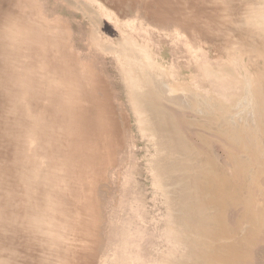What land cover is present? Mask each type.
Wrapping results in <instances>:
<instances>
[{
	"label": "bare ground",
	"instance_id": "1",
	"mask_svg": "<svg viewBox=\"0 0 264 264\" xmlns=\"http://www.w3.org/2000/svg\"><path fill=\"white\" fill-rule=\"evenodd\" d=\"M263 232L264 0H0V264H242Z\"/></svg>",
	"mask_w": 264,
	"mask_h": 264
},
{
	"label": "rangeland",
	"instance_id": "2",
	"mask_svg": "<svg viewBox=\"0 0 264 264\" xmlns=\"http://www.w3.org/2000/svg\"><path fill=\"white\" fill-rule=\"evenodd\" d=\"M165 46H166L165 47L166 61H167L168 64H171V61H172L171 60L172 59V57H171L172 49L167 44ZM179 61H180L179 67H184L185 66L184 65V59H180ZM187 73L186 72L183 73L184 76H187ZM244 99H246V102H245ZM243 100H244V102H243ZM241 101L244 103L245 107H247V105H249V103H250V105L248 106V108H250V109L256 103V100L254 98H252V97H250V100H249V97H247V98H243ZM198 103L199 104L201 103V105L200 106H196V105H198ZM194 104H195V107L197 108L196 109V113L198 112L196 114V119L198 121H200V120L204 119V117L201 114L207 113L209 111L210 106H211V101L208 100V99H205V98L203 99L201 97H198L197 99L194 100ZM208 106H209V108H208ZM205 107H207V108H205ZM254 109H257L256 106H255ZM199 110H201V111H199ZM196 142H198L197 145L200 146L199 138L197 139ZM209 148H208L209 150L207 149L206 151L209 152V153H212V154H214L216 156L217 162L219 163L218 167H220V169L223 171V173L226 172L228 175L232 176L231 169L230 168L228 169V167L224 164V160H223L224 157H223L222 149L220 147V143L219 142H216V141H212V143H210V145H209ZM207 152H206V154H207ZM206 157H207V155H206ZM204 158H205L204 155H202V157H201V155H198L196 157V171H197L198 174H200L203 169L205 171L206 169L209 168L208 162L207 161H204L203 160ZM146 188H147V196H149V199H150L151 198L150 187L148 186ZM149 207L151 208V205ZM168 208H169L168 205L165 203L164 210L162 211V215H163V218L165 220L168 219V214H169L168 213ZM232 214L233 213L231 212V214L229 215V217L231 219H233ZM182 215H184V217H187V214H185V213L184 214L182 213ZM200 216L201 215L199 214V212L198 211H195V213L193 214L192 217H194L196 219L195 221H198V219L200 218ZM181 227H184V224L179 226L180 229H181ZM233 230H235L237 233L241 231L240 228H237V224L236 225L231 224V231H233ZM180 235L184 239H183V241H182V243L180 245V250H179V254H178L179 259L180 258H184V257H182V254L189 253L190 250H193L194 252H197L198 250H201V248H205L206 246H208V242L210 241L209 239H206L204 242H203V240H201V241L200 240H197L198 237L195 236L193 233H191L189 235H186V234L184 235V234L181 233ZM254 241H256V242L254 243V246L252 248L253 250H251L248 253V255H244V254L241 255L240 258L242 259V257H243V259L241 260L242 264H243V261L244 260L246 261L245 264H264V237L261 236V237H259V239L256 238V240H254ZM166 248H164V249L166 250ZM149 251H150V248H149ZM201 262L204 263V264H206V262H204V260H202V259H194V260H191L190 261V264H201ZM210 264H212V263H210Z\"/></svg>",
	"mask_w": 264,
	"mask_h": 264
}]
</instances>
